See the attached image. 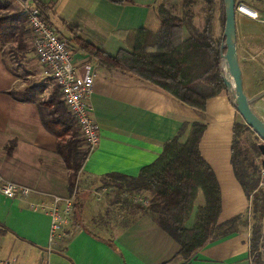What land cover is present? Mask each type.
<instances>
[{"label":"crops","instance_id":"0c3cea01","mask_svg":"<svg viewBox=\"0 0 264 264\" xmlns=\"http://www.w3.org/2000/svg\"><path fill=\"white\" fill-rule=\"evenodd\" d=\"M28 1L35 8L33 1L46 6L49 25L67 42L79 73H84V67L94 72L88 104L100 131V143L71 191L70 172L56 152L57 140L43 127L42 120L50 112L13 97L21 99L32 90L37 101L46 102L54 89L52 82L42 76L32 38L27 36V47L22 51L14 43L0 48V187L6 183L31 191L28 198L15 200L0 194V259L15 260L17 264L170 262L179 253V245L149 218L121 210L120 204L109 206L110 191L101 190L98 183L99 178L108 175L136 178L158 159L167 142L192 124L205 126L199 153L219 186L218 225L250 212V203L231 165L232 132L239 116L225 95L209 101L201 119L163 92L126 74L101 68L75 42L78 38L108 56L129 51L123 34L160 31L155 18L156 0H133L124 6L104 0ZM248 1L257 20L235 15L236 53L243 93L254 115L264 123V0ZM9 45L17 50L21 65L25 63L26 71H30L25 72L27 81L22 84L5 58L4 48ZM73 192L77 198L64 229L65 237L49 251L50 219L31 207L50 197L66 199ZM75 206L77 211L81 208L79 223H73ZM249 215L246 229L207 246L189 264H251ZM84 216L101 219L98 227L111 235L97 236L80 227ZM100 241L112 242L113 249Z\"/></svg>","mask_w":264,"mask_h":264},{"label":"trees","instance_id":"16d2710c","mask_svg":"<svg viewBox=\"0 0 264 264\" xmlns=\"http://www.w3.org/2000/svg\"><path fill=\"white\" fill-rule=\"evenodd\" d=\"M104 1L115 6L133 2ZM33 3L50 27L46 6ZM155 18L160 25L157 34L142 30L123 34L129 51H119L115 56H108L78 38L75 42L101 68L126 74L163 92L201 119L207 103L221 95H225L234 107L233 96L225 84L222 59L225 53L222 51L223 1L156 0ZM196 20L202 22L201 28L197 27ZM26 22V17L17 11L12 0H0V48L14 43L18 51L25 49ZM13 97L50 112L42 120L43 127L57 140L56 152L70 172L69 188L73 191L89 151L84 148L80 130L61 101L59 90L54 87L46 102L37 101L32 90L21 99ZM204 131L202 124L184 126L176 138L163 146L158 159L143 168L136 178L104 176L99 178L100 189L110 191L109 206L120 204L135 216L149 218L179 245V253L167 264H189L207 246L243 231L248 227V214L252 223L251 264H264V192L259 190L261 157L258 147L252 146L255 157L248 158L240 141L250 130L237 119L232 132L231 165L235 179L250 203V212L218 225L221 212L219 186L199 153ZM200 196L203 204L198 206ZM135 200L148 202V206L135 203ZM80 209L77 211V206L74 207L73 223H79ZM100 242L113 249L112 242Z\"/></svg>","mask_w":264,"mask_h":264},{"label":"built area","instance_id":"2783aa9c","mask_svg":"<svg viewBox=\"0 0 264 264\" xmlns=\"http://www.w3.org/2000/svg\"><path fill=\"white\" fill-rule=\"evenodd\" d=\"M17 5L19 12L26 17V25L31 32L34 54L42 69V76L52 82L59 90L61 101L68 114L75 121L80 130L81 138L86 149L91 155L99 146L100 131L93 120L88 100L93 92L94 72L89 67H84V73L80 74L73 63L72 54L65 40L60 38L42 19L39 9L32 7L28 0H12ZM253 13L243 5L235 4V14H239L251 20H257ZM259 190L264 192V170L260 167ZM0 194L7 200L25 199L31 195V191L12 184H3ZM76 193L73 192L68 198H46L44 202L32 206L35 212L39 211L50 219L49 227V251L58 241L65 237L64 229L69 224L75 202ZM135 203H142L135 200ZM147 207L148 202L142 203ZM250 261L251 254L249 255ZM0 264H17L15 260L0 259Z\"/></svg>","mask_w":264,"mask_h":264},{"label":"water","instance_id":"95a60500","mask_svg":"<svg viewBox=\"0 0 264 264\" xmlns=\"http://www.w3.org/2000/svg\"><path fill=\"white\" fill-rule=\"evenodd\" d=\"M225 11V26L223 31L222 59L224 62L228 91L233 96L235 112L241 118L244 125L261 142L258 147L260 153V167L264 170V123L259 120L251 110V102L243 93L241 71L236 53V32H235V0H222ZM264 257V239H263Z\"/></svg>","mask_w":264,"mask_h":264},{"label":"rangeland","instance_id":"374dc122","mask_svg":"<svg viewBox=\"0 0 264 264\" xmlns=\"http://www.w3.org/2000/svg\"><path fill=\"white\" fill-rule=\"evenodd\" d=\"M254 1H257V0H254ZM258 2H260V0H258ZM248 3H249L248 0L247 1L246 0H235V4H237V5L242 4V5H245L246 7H248V9H250V6H248L250 4H248ZM249 20H251V19H249ZM252 21H256V20H252ZM195 23H196L198 28H201L202 22L200 20H196ZM28 35H29V37H31V32H30L29 28H28ZM24 41L26 43L25 46L27 47V37H26V39ZM9 44H11V43H9ZM4 53L6 55L5 58H6L7 62H8V64H9V67L14 72L15 77L20 80L19 84H22L23 82H26L27 81L26 80L27 74L25 75V72L29 73L30 71H26L27 67L25 66V63L23 65H21V61H18L19 57H18V54H17V50L14 49V47H12V45H9V46L4 48ZM33 53H34V50H33ZM242 67L245 68V65L242 64ZM30 80L32 81L33 79H30ZM238 121L243 123V121L241 120L240 117H238ZM240 142H241V148H242V150L245 153H247L248 158L253 159L255 156H254V154L252 152V146L255 145V146L259 147L261 142L250 131L245 133V135L243 136V138L241 139ZM76 196H77V194L75 195V202H76V198H77ZM202 204H203V201H202V197L200 196L198 201H197V203H196V205L201 206ZM121 210H123V207L121 208ZM95 218H97V217L84 216L82 224H80V227L92 231L93 234H96L97 236L105 237V235L106 236L111 235L110 231H103L104 227H100V228L98 227L97 224H99V221L101 219L99 220V218H98V219L95 220Z\"/></svg>","mask_w":264,"mask_h":264},{"label":"bare ground","instance_id":"6f19581e","mask_svg":"<svg viewBox=\"0 0 264 264\" xmlns=\"http://www.w3.org/2000/svg\"><path fill=\"white\" fill-rule=\"evenodd\" d=\"M247 12H248L249 15H251V16L253 15V13H251V12H249V11H247Z\"/></svg>","mask_w":264,"mask_h":264}]
</instances>
